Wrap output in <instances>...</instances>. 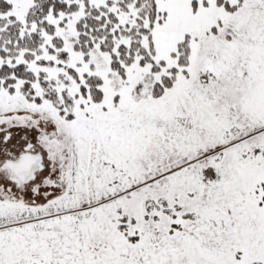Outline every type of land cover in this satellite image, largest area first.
I'll return each mask as SVG.
<instances>
[{
    "label": "snow or ice",
    "instance_id": "obj_1",
    "mask_svg": "<svg viewBox=\"0 0 264 264\" xmlns=\"http://www.w3.org/2000/svg\"><path fill=\"white\" fill-rule=\"evenodd\" d=\"M0 264H264V0H0Z\"/></svg>",
    "mask_w": 264,
    "mask_h": 264
}]
</instances>
